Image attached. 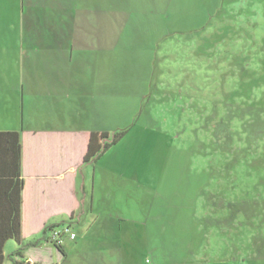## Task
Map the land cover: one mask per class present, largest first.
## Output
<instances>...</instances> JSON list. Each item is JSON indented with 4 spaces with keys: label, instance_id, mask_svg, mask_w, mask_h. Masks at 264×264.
Wrapping results in <instances>:
<instances>
[{
    "label": "rangeland",
    "instance_id": "1",
    "mask_svg": "<svg viewBox=\"0 0 264 264\" xmlns=\"http://www.w3.org/2000/svg\"><path fill=\"white\" fill-rule=\"evenodd\" d=\"M83 1L95 57L87 86L52 108L63 106L69 124L110 140L128 130L91 166L98 197L106 183L120 204L126 200L115 240L131 236L142 251L135 264H264V0ZM74 2L45 0L38 23L73 22L62 11ZM10 11L6 22L14 20ZM3 59L0 127L17 116L25 128L52 119L48 110L45 120L35 117L45 96L35 95V111L29 90L24 104L4 84L14 81L7 75L14 63ZM43 72L46 80L62 73ZM75 233L64 239L66 249L82 242L88 254L72 252L69 263L87 262L95 240ZM53 247H44L40 263H58Z\"/></svg>",
    "mask_w": 264,
    "mask_h": 264
},
{
    "label": "crops",
    "instance_id": "2",
    "mask_svg": "<svg viewBox=\"0 0 264 264\" xmlns=\"http://www.w3.org/2000/svg\"><path fill=\"white\" fill-rule=\"evenodd\" d=\"M55 2L62 4V0ZM72 4V9L70 4L62 14L63 17H71L73 22H66L67 18H65L62 23L39 24L38 16L47 14L45 0H0V57H4V62L10 60L14 63L13 72L7 74H12L14 81L9 82L8 85L4 84L6 86L13 84L11 91L17 93V88L24 104L25 95L29 90L33 97L32 101L34 100L35 111L39 110L36 107L39 101L36 102L35 95L45 96L42 102L45 105L35 117L46 116L49 111L52 118L47 122L34 123L31 128H25L24 125L21 127L17 125L19 121L17 116L15 125L11 126V123H8L0 127V132L20 134L21 173L25 183L22 211L24 250L20 256H13L21 245L14 240L8 241L3 249L2 264H44L38 261L42 260V250L54 244L50 242L32 244L41 239L45 227L50 225H66L71 227L73 232H76V229L80 230L84 234L83 240L92 235L96 244L95 249L92 250L87 262L76 264H135L134 255L142 252L137 248L135 251V247L130 242L131 236H123V240L119 239V242L115 240L116 226H121L127 221L123 207L126 200L120 204L119 192L112 190L106 183L103 185L104 188L99 189L100 192H104V196L98 197L97 172L96 169H91V166L101 159L97 162L84 163L90 134L101 131L71 125L63 106L52 108L54 106L52 103L58 104L72 94L77 95L78 91L85 89L86 65L92 63L95 58H92L90 52L92 47L87 38L90 27L86 25L85 20L87 11L80 10L86 2L76 0ZM7 8L11 10L10 18L14 17L13 22H6ZM80 11L83 12L81 18ZM33 19L36 21L32 22ZM55 68L62 73L57 76L53 73L50 80H46V76L41 75L43 69V74L48 75L50 72L52 74ZM23 71L26 74L22 78ZM43 80L46 81L45 84L42 83ZM58 93L64 94V97L58 96L60 95ZM3 94L2 102L9 103L5 98L6 93ZM61 103L64 104L63 101ZM10 111L12 110L9 106L4 107L3 114L11 119ZM41 112L46 113L41 115ZM23 113L25 114L24 108ZM120 191L126 198V191L123 188ZM33 224L35 233H31ZM120 232L123 233L121 227H119ZM13 241L16 246L7 253V247ZM79 244L71 251H68L63 244L66 255L54 246L58 253V263L55 264H71L69 260L72 252H79L78 255L88 254L85 253L87 248ZM45 264L53 263L48 261Z\"/></svg>",
    "mask_w": 264,
    "mask_h": 264
},
{
    "label": "trees",
    "instance_id": "3",
    "mask_svg": "<svg viewBox=\"0 0 264 264\" xmlns=\"http://www.w3.org/2000/svg\"><path fill=\"white\" fill-rule=\"evenodd\" d=\"M127 133L128 130L119 131L110 140V134L107 132H92L89 136L84 163L99 161ZM21 164L22 144L20 134L18 132H0V264L4 261L3 249L8 241L14 240L21 245V248L13 256H20L24 250L22 246V211L25 183L22 179ZM60 226L63 225L45 227L41 239H38L32 245L50 242L62 254L66 255L63 243L49 237V233Z\"/></svg>",
    "mask_w": 264,
    "mask_h": 264
},
{
    "label": "built area",
    "instance_id": "4",
    "mask_svg": "<svg viewBox=\"0 0 264 264\" xmlns=\"http://www.w3.org/2000/svg\"><path fill=\"white\" fill-rule=\"evenodd\" d=\"M67 236H69L72 240L77 237L76 233L71 230V227L66 225L60 226L49 233V237L59 243H63Z\"/></svg>",
    "mask_w": 264,
    "mask_h": 264
}]
</instances>
